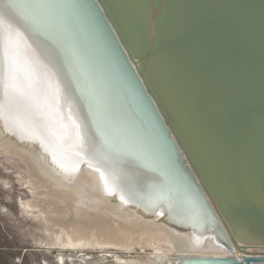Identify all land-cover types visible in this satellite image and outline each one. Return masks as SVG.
Returning a JSON list of instances; mask_svg holds the SVG:
<instances>
[{"label":"bare ground","instance_id":"6f19581e","mask_svg":"<svg viewBox=\"0 0 264 264\" xmlns=\"http://www.w3.org/2000/svg\"><path fill=\"white\" fill-rule=\"evenodd\" d=\"M44 2L53 6L54 30L20 31L41 62L47 63L42 41L66 61L58 83L62 106L56 118L58 128L61 122L66 125L60 129L65 139L57 140L42 123L5 106L0 115V146L21 158L30 181L40 189L35 200H20L23 212L37 208L38 216L58 228L45 244L76 254L105 246L125 251L142 243L152 247L151 257L118 259L123 264H185L187 257L264 255V241L245 232L241 237L249 245L238 242L228 253L221 244L218 230L229 238L226 230L95 1ZM2 93L0 83V98ZM40 103H45L43 97ZM61 116L70 119L61 121ZM73 121L82 125L81 136L87 133L89 139L103 144L106 166L75 154L79 149L73 147L77 133ZM42 140L49 143L47 153L41 150ZM222 196L232 209L252 216ZM207 207L218 219V230L212 227ZM259 221L264 225V220ZM67 261L74 264L75 260ZM57 262L65 264L62 256Z\"/></svg>","mask_w":264,"mask_h":264},{"label":"water","instance_id":"95a60500","mask_svg":"<svg viewBox=\"0 0 264 264\" xmlns=\"http://www.w3.org/2000/svg\"><path fill=\"white\" fill-rule=\"evenodd\" d=\"M93 1L226 230L230 239L207 207L221 244L249 245L242 232L264 241V0ZM217 260L264 264V255L184 258Z\"/></svg>","mask_w":264,"mask_h":264},{"label":"snow or ice","instance_id":"6c2138e0","mask_svg":"<svg viewBox=\"0 0 264 264\" xmlns=\"http://www.w3.org/2000/svg\"><path fill=\"white\" fill-rule=\"evenodd\" d=\"M52 8L44 0H0V83L3 85L0 115L5 106L22 111L29 119L42 123L57 140H62L65 137L60 135V129L66 125L61 122L58 128L56 118L62 106L58 83L66 61L57 55L54 47L42 41L47 63L41 62L20 31V28L30 33L53 31ZM41 97L44 104L40 103ZM64 119L70 117H60L61 121ZM72 127L77 130L72 137L73 147L79 149L75 154L106 166L108 160L103 144L89 139L87 133L81 136V124L73 121Z\"/></svg>","mask_w":264,"mask_h":264},{"label":"rangeland","instance_id":"374dc122","mask_svg":"<svg viewBox=\"0 0 264 264\" xmlns=\"http://www.w3.org/2000/svg\"><path fill=\"white\" fill-rule=\"evenodd\" d=\"M25 167L20 157L5 149L3 152L0 146V264H58L59 256L65 264H71L67 261L70 257H74V264H123L118 259L129 261L153 255L152 247L143 243L131 251L105 246L80 254L49 248L45 243L58 228L38 216L37 208L26 213L19 205L20 200H35L40 190L30 181Z\"/></svg>","mask_w":264,"mask_h":264}]
</instances>
